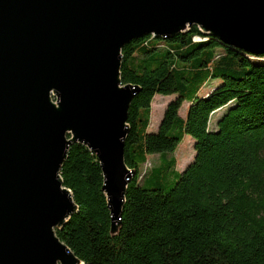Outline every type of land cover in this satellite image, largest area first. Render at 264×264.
<instances>
[{"label": "trees", "instance_id": "16d2710c", "mask_svg": "<svg viewBox=\"0 0 264 264\" xmlns=\"http://www.w3.org/2000/svg\"><path fill=\"white\" fill-rule=\"evenodd\" d=\"M121 76L139 87L125 142L126 164L136 173L121 228L112 235L98 157L76 143L61 175L79 209L57 230L60 239L84 264H264V54L194 26L172 38L133 39L122 50ZM211 79L220 84L202 93ZM157 94L175 98L151 131ZM186 135L195 156L180 171L168 153ZM155 154L161 164L143 172Z\"/></svg>", "mask_w": 264, "mask_h": 264}, {"label": "water", "instance_id": "95a60500", "mask_svg": "<svg viewBox=\"0 0 264 264\" xmlns=\"http://www.w3.org/2000/svg\"><path fill=\"white\" fill-rule=\"evenodd\" d=\"M194 26L264 54V0H0V264H84L57 235L79 209L61 175L76 143L98 157L119 232L139 91L122 50Z\"/></svg>", "mask_w": 264, "mask_h": 264}, {"label": "rangeland", "instance_id": "374dc122", "mask_svg": "<svg viewBox=\"0 0 264 264\" xmlns=\"http://www.w3.org/2000/svg\"><path fill=\"white\" fill-rule=\"evenodd\" d=\"M210 81L212 84H210L208 86L206 84L202 90V93L208 91L212 85L218 86L220 84L219 79H211ZM174 98H175V95H161V94H157L154 97L153 102H152V122L150 125L151 131H157L158 130L160 122H161L162 117L164 115L166 106ZM188 105H189V102L186 101L183 104V106L180 110V113L185 115ZM221 112H222V110H219L217 113H215L213 115L211 127L215 126L214 121L219 116V114H221ZM194 142H195V140L191 136L186 135L182 139V141L177 145L176 149L173 152L168 153L169 159L172 157H175L177 160L175 169L181 171V170L185 169L187 164H189L193 160V157L195 156ZM161 162H162V159L160 158L159 154L151 155L149 157L148 162L142 166L141 170L143 172L147 171L148 169H150L152 166H154L156 164H157V166L160 165ZM174 178H175V176L173 175V173H170V177L167 180V182L165 183V187L167 189L169 187H171L172 181L174 180Z\"/></svg>", "mask_w": 264, "mask_h": 264}, {"label": "built area", "instance_id": "2783aa9c", "mask_svg": "<svg viewBox=\"0 0 264 264\" xmlns=\"http://www.w3.org/2000/svg\"><path fill=\"white\" fill-rule=\"evenodd\" d=\"M200 38H195V40H199Z\"/></svg>", "mask_w": 264, "mask_h": 264}]
</instances>
